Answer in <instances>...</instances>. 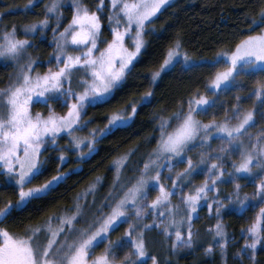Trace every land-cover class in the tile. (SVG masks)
<instances>
[{
  "label": "snow or ice",
  "instance_id": "1",
  "mask_svg": "<svg viewBox=\"0 0 264 264\" xmlns=\"http://www.w3.org/2000/svg\"><path fill=\"white\" fill-rule=\"evenodd\" d=\"M41 2L27 0L23 13L33 12ZM169 2L109 0L111 40L102 39L98 15L105 0H100L96 11L82 0H73L71 20L62 31H59L63 19L60 0L46 3L42 18L22 24L19 33L16 24L0 31V58L15 62L17 68L8 86L0 88V189H11L15 194V199L6 198L0 203V264H148L149 259L151 264H160L147 250L146 232L158 229L166 240H171L172 251L194 249L197 234L193 232V220L199 219L197 209L201 202L209 216L214 211L217 218L207 229L214 234L203 251L211 255L218 248L223 264H227L228 245L235 237L229 236L219 218L225 214L243 217L258 209L241 228L244 243L233 254L241 262L247 258L250 264H257L258 252H264V128L255 135L249 130L264 122V5L252 14L248 34L214 58L213 65L224 63L228 67L205 85L213 98L196 90L186 100L181 99L179 109L170 116L157 114L159 137L139 176L121 183L120 167L125 158L116 161L113 191L118 188L119 192L116 195L110 192L106 203L92 213L91 219L85 218L84 206L79 203L81 197L77 196L75 211L70 216L53 213L42 223L21 224L23 230L19 232L7 227L28 205L50 196L68 178L69 174L58 167L42 183H34L47 171V160L42 158L45 145L56 144L64 134L71 138L69 151L75 150L80 159L90 157L96 151L98 136L128 126L138 114V104L151 103L154 93L149 89L139 101H130L107 116L103 128H93L85 137L74 135L92 122L84 119L87 109L109 103L133 75L147 47L145 36L152 18ZM3 15L0 12V17ZM49 28L55 44L49 64L54 61L55 70L49 67L45 73L33 75L37 61L28 53L33 47L29 37H42ZM100 44L105 46L101 48ZM182 49V37L177 36L159 70L146 75L150 85H155L161 74L177 63L182 62L186 70L199 66ZM75 73H80V77L74 88ZM241 76L258 78L247 95H235V103L224 107L219 102L220 95L234 88L240 92L246 89ZM243 100L252 101V106L244 108ZM34 103H43L47 115L33 113ZM57 107L66 111L57 112ZM217 109H223L221 120L215 119ZM200 115H212L213 119L204 122L197 118ZM212 140L222 142L218 151L212 150ZM197 146L205 151L194 161L188 152ZM136 150H130L129 156ZM235 153L239 154V162L233 160L229 168L226 165ZM58 159L61 164L67 161L63 149ZM182 163L186 167L173 176L175 167ZM196 175L204 176L199 185L193 183ZM162 178L171 180V186L162 183ZM101 179L97 177V183ZM225 184L233 186L227 194L220 187ZM247 185H252L253 191L241 194ZM185 188L190 190L186 192ZM157 189L158 194L149 203L151 192ZM177 194L180 204L173 205L171 197ZM181 204L183 216L179 215ZM149 216L151 222L145 223ZM81 220L84 226L77 227ZM53 221L58 226L53 227ZM125 224L123 234L113 240L112 234ZM100 245H104V250L97 253Z\"/></svg>",
  "mask_w": 264,
  "mask_h": 264
},
{
  "label": "trees",
  "instance_id": "2",
  "mask_svg": "<svg viewBox=\"0 0 264 264\" xmlns=\"http://www.w3.org/2000/svg\"><path fill=\"white\" fill-rule=\"evenodd\" d=\"M49 2L50 0H42L33 12L25 15L22 8L27 0H0V12L5 13L0 17V31L5 26L11 27L16 24L19 33L22 24L42 18L44 5ZM82 2L90 10L96 11L100 0H82ZM60 4L63 19L59 31H62L71 20L74 8L73 0H60ZM262 5H264V0H176L161 11L149 25V32L145 36L147 47L143 50L133 75L128 78L122 90L109 103L98 104L87 109L84 119L92 122L87 127L77 130L74 135L85 137L91 129L103 128L107 123V116L123 108L130 101H139L141 95L149 89L154 93L151 103L138 104V114L128 126L114 130L107 136H98L96 151L90 157L80 159L75 150L69 151L67 147L71 139L69 136L62 137L54 147L44 150L42 158L47 160V171L44 177L34 183H42L44 179L54 175L58 167L69 174L68 178L50 196L42 201H33L28 205L20 217L9 223L7 227L19 232L23 230L21 224L42 223L48 215L53 213L70 216L75 211L77 196L81 197L79 203L84 206L85 218L91 219L92 213H96V210L106 203L110 192L113 195L119 192L118 188L113 191L114 179L117 176L115 162L121 160L122 157L125 158L120 167L121 183H127L132 177L140 174L143 162L147 159L148 153L156 147L159 137L157 114L168 117L179 109L181 99L186 100L196 90L203 94L207 93L205 85L210 83L215 69L210 61L216 58L217 53L229 50L239 39L248 34L249 20ZM98 15L101 17L102 39L111 40L108 21L109 0H105V5ZM53 26H55L54 22ZM177 36L182 37V51H186L192 63L199 66L186 70L182 62L177 63L171 70L162 73L161 79L155 85H150L145 78L146 75L159 70V65L163 62L168 48L172 46V41ZM19 38L25 37L19 35ZM29 39L33 47L28 49V53L37 61L34 71L45 72L49 67L54 68V61L49 64V58L55 50L51 28L44 36L29 37ZM104 46L100 44L101 48ZM16 71L15 62L0 59V88L8 86ZM257 78L241 76L240 79L247 85L246 89L240 92L234 88L220 95L219 102L223 103L224 107H230L231 103H235L233 97L247 95ZM241 103L244 108L252 106L250 100H243ZM32 109L34 112H44L46 107L36 104ZM56 110L59 111V107ZM223 115V109H217L215 119L221 120ZM198 119L208 122L213 119V116L200 115ZM260 124L264 127V122ZM260 129L258 124L250 131L257 132ZM137 148L134 155L129 156L130 150ZM61 149L67 156L64 164H61L58 159ZM198 151H205V149L197 146L192 148L188 155L191 157L194 155L193 158H195ZM226 166L230 167L229 162ZM199 176L201 175L194 176V179ZM97 177L102 178L99 183L96 181ZM220 187L224 194L233 190L231 184ZM252 187V185H247L243 188H246L247 193H251ZM243 188L241 194L244 193ZM6 198L15 199V194L11 189H0V203ZM104 211L108 209L105 208ZM256 211L258 209L251 210L243 217L239 214H225L219 218L226 225L229 236L235 237L228 245L227 264H250L247 258L241 262L233 258V254L244 243L241 228L249 223ZM216 219L214 212L210 217L206 208L200 210L199 219L193 221V232L197 234V246L194 249L178 248L172 251L171 240H166L158 229H153L145 234L147 250L158 258L160 264H223L218 248H215L211 255H205L203 251V248L212 242L214 233H209L207 229L216 223ZM53 222H55V227L58 226V222ZM144 222L150 223L151 217L149 216ZM76 226H84L83 220ZM126 228L127 224L121 226L111 238L115 240L123 234ZM103 250L104 245H100L96 252L100 253ZM148 264H151L150 259ZM257 264H264V252H258Z\"/></svg>",
  "mask_w": 264,
  "mask_h": 264
},
{
  "label": "rangeland",
  "instance_id": "3",
  "mask_svg": "<svg viewBox=\"0 0 264 264\" xmlns=\"http://www.w3.org/2000/svg\"><path fill=\"white\" fill-rule=\"evenodd\" d=\"M176 0H170V2H169V4L168 5H166L164 8H162L161 9V11H163L167 6H169V5H171L172 3H174ZM160 11V12H161ZM159 12V13H160ZM159 13H157V16L159 15ZM156 16V17H157ZM156 17H154V18H152V20H154ZM71 50V49H70ZM1 59V58H0ZM23 63V62H22ZM210 64H213V60L212 61H210ZM214 66V73H213V77L215 76V74L217 73V72H223V71H225L226 69H227V67H228V65L227 64H224V63H220V64H216V65H213ZM48 70V69H47ZM46 70V71H47ZM53 70H55V66H54V68H53ZM45 71V72H46ZM45 72H38V71H34L33 72V75H35V73H40V74H43V73H45ZM79 77H80V73H75L74 74V77H73V82H72V85H73V87L75 88V87H77V80L79 79ZM212 77V78H213ZM205 95H208L210 98H213L212 97V94H211V92H209V91H207V93L205 94ZM36 104H38V105H42V106H45L43 103H34L33 105H32V108H33V106H35ZM31 108V111L33 112V113H36V112H34V110ZM45 111L44 112H40L41 114H43V115H47V108L46 109H44ZM64 111H66V109H61V108H59V111H57V112H64ZM198 118V117H197ZM259 126L261 127V128H264L261 124H259ZM250 131V130H249ZM260 130H258L257 132L255 131V132H251L253 135H255L256 133H258ZM64 136H67V135H64V134H62V136H61V138L62 137H64ZM61 138H59L58 140H57V142L61 139ZM57 144V143H56ZM56 144H51V143H49V144H47V145H45V149H47L48 147H54ZM221 145H222V142L221 141H219V140H213L212 141V143H211V148H212V150H214V151H218L219 150V148L221 147ZM202 151H198L196 154H195V158H193L194 157V155H193V160L194 161H198L199 159H200V153H201ZM239 159H240V157H239V154L238 153H235V154H233L232 156H231V158L229 159V164H230V166H231V162L234 160V161H236V162H239ZM184 167H186V164H184V163H182V164H179V165H177L176 167H175V169H174V171H173V173H172V175L174 176L175 175V172L176 171H180V170H182ZM227 167H229V166H227ZM230 168V167H229ZM164 175L165 176H167L168 175V172H167V169H165L164 170ZM139 176V175H138ZM203 179H204V176L203 175H201V176H199L198 178H196V179H194L193 178V183L195 184V185H199L202 181H203ZM162 183H164L166 186H171V180H167V179H163L162 178V181H161ZM252 189H253V187H252ZM190 189L189 188H185V191L187 192V191H189ZM243 190H244V192H246V188H243ZM158 194V189L156 190V191H152L151 192V194H150V196H149V203H150V201L152 200V199H154L155 197H156V195ZM243 194V193H242ZM171 200H172V203H173V205H177V204H180V197H179V194H177V195H174V196H172L171 197ZM181 206V212H180V216H183L185 213H184V206L181 204L180 205ZM202 208H206L207 209V207L206 206H203V202H201V207L200 208H198L197 209V212L199 213L200 212V210L202 209ZM207 211H208V209H207ZM214 212V211H213ZM179 218V217H178ZM195 220V219H194ZM193 220V221H194ZM57 222V221H56ZM54 224H55V222H53V227H55L54 226ZM185 231H186V228H185ZM173 239H174V237H173ZM123 255V253H121V256Z\"/></svg>",
  "mask_w": 264,
  "mask_h": 264
}]
</instances>
